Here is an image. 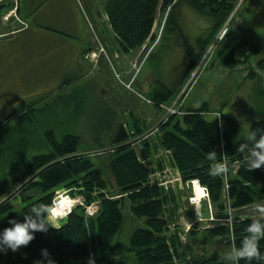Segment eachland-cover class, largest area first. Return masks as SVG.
<instances>
[{
  "label": "trees",
  "instance_id": "16d2710c",
  "mask_svg": "<svg viewBox=\"0 0 264 264\" xmlns=\"http://www.w3.org/2000/svg\"><path fill=\"white\" fill-rule=\"evenodd\" d=\"M237 2L238 0H109L106 14L110 29L125 54L140 49L154 38L157 17L163 9L169 10L167 26L169 34L173 36L181 33L180 19L184 11L190 10L200 16H208L212 22L211 32H207L209 35L205 34L207 37L199 40L198 50L194 51L185 44L187 57L182 63L178 83L170 86L160 80L150 92V101L155 105L165 104L176 95ZM226 43L230 44V41ZM246 46L258 53L254 45ZM234 55V51H231L227 61L240 63ZM258 65L264 69V61H260ZM206 110L207 108L188 111L182 116H170L160 127L154 152L160 149L166 159L177 168L184 182L198 180L207 189L212 206L219 211L220 216L225 217L223 212L228 207L238 210L264 199V177L259 169L247 171L244 154L236 151L239 144L248 143L239 118L234 113L227 112L221 113L220 118L209 120L206 117L209 111L205 112ZM16 113L24 118L31 112L19 110ZM12 116L14 114L6 122ZM144 124L141 119L134 118L131 126L121 125L114 137V143L121 147L110 156L109 166L118 191L124 195L119 199L106 195L108 184L102 170L94 166V156L81 152L82 141L79 136L67 134L58 140L52 130L47 131L46 140H42V143H38L41 145L34 148L38 152L34 156L29 155L34 142L29 140L31 133L26 128L28 125L15 128L16 136H0V166L8 165L11 179V185L0 179V200L4 201L0 203V232L11 226L8 223L10 219L23 222L24 214L30 208L39 204L51 205L56 198V190L61 187L75 188L74 191L78 188L88 194L98 192L97 200L100 201L99 212L95 217L86 219L80 213L72 212L60 230L49 227L47 233H34L35 239L28 246L21 247L16 252L11 249L0 252V264H34V261L44 259L42 249L47 250L55 264H90L91 260L95 264H130L124 259H113L117 254L116 241L125 222L123 208L126 205L129 206L132 217L143 220L144 226L137 227L129 239L131 250L135 253L132 264H229L221 259L226 250L214 251L213 247H217L214 241L229 250L234 238L239 246L240 240L247 234L245 229L252 217L241 219L237 215L232 228L218 226L205 229L204 225L196 224L192 231L185 234L186 242L183 241L184 232L177 225L175 228L171 227L177 223L175 216L178 210L175 207H178L181 198L172 188L169 191L159 180L153 179L154 153L151 144L145 143L136 149L137 147L127 143L133 132V135L143 132ZM262 129L264 111L260 119L250 122L248 134L250 136L255 132L258 137ZM212 150L216 151L215 161L208 158L209 151ZM220 160H227L228 173L226 177L213 178L208 174L210 167ZM9 185L14 190L12 196L9 194ZM15 198L19 200L18 209L13 202ZM88 200L90 202L89 198ZM58 202L54 210L63 214L69 208V200L59 197ZM185 212V218L193 219L192 209L186 208ZM259 247L264 254V239L260 241ZM240 264L249 262L241 260ZM251 264L264 262L253 260Z\"/></svg>",
  "mask_w": 264,
  "mask_h": 264
},
{
  "label": "rangeland",
  "instance_id": "374dc122",
  "mask_svg": "<svg viewBox=\"0 0 264 264\" xmlns=\"http://www.w3.org/2000/svg\"><path fill=\"white\" fill-rule=\"evenodd\" d=\"M20 1L10 0L9 4L17 2L19 8ZM78 1L82 8H76V13H80L77 14V17L79 18L81 15L90 37L97 46L93 53H97L100 58L107 61V68L113 79L112 83L116 86V91L120 93V102H117L116 107L104 105L101 102L97 103V98L92 100L90 96H84L89 93L88 89H79L75 91L73 98L71 97L73 101L70 104L59 103V107L52 105L50 107L53 109L48 113H43V105L38 106V109L41 108L42 111L37 112L34 116H39V121L32 123L20 121L16 116L6 122L3 119L12 115L17 109L9 110L8 107L13 105L12 96L0 89V136H16L14 131L17 129L15 128L28 125L26 128L31 133L29 140L34 142L30 154L28 153L30 156L38 154L34 148L40 146L41 144L38 143H42V140H46L45 133L47 131L52 130L58 140L67 134L79 136L82 141L81 152L94 156V166L102 170L103 177L108 184L106 195L119 199L124 195L118 191L109 166L110 156L114 155L113 152L121 147L114 143V137L121 125L131 126L133 119L139 118L145 123L144 130L135 135L133 132L127 143L129 146L137 147L136 149L145 143L151 144L154 153L155 175L153 177L155 178L153 179H157L161 183L167 180L172 181L173 185L169 186L168 184L166 188L169 191L171 188V190L175 188L173 191L181 198L178 207L171 204L178 210L175 218L180 231L188 234L196 224L204 225L205 229H214L218 226L232 228L233 220L237 215L241 219L247 216L253 217L255 206L257 204L264 205V199L252 206L245 207L246 209L232 210L228 207L223 212L225 217L220 216L219 211L208 201L201 204L207 200V198L205 200L203 198L206 193L205 188L198 183L193 185L192 182H189L190 180L182 181L181 174L174 164L170 161L167 162L160 149L154 152V148L157 147L160 127L164 124L165 119L176 114L182 116L188 111L205 108H207L205 112L209 111L206 114L209 120L214 119L217 114L234 113L242 122L245 138L248 140L250 122L260 119L264 111V69L258 65L260 61H264V0H238L228 19L207 45L204 53L197 60L195 68L182 83L176 95L167 103L159 105L148 102L150 101L148 99L150 92L160 80L170 86L178 83L183 69L182 63L187 57L185 44L187 43L194 51L199 49V40L207 37L212 29L209 17L200 16L190 10L182 12L181 33L178 36H173L169 34L167 26L169 10L163 9L157 17L154 40H149L145 48L137 49L127 55L119 48L120 52L124 54L120 55L117 43L112 40L113 34L106 14L109 0ZM9 21L4 22L9 23ZM0 25H2L1 17ZM16 25H19V22ZM227 41H230V44H227ZM108 42L111 43V46ZM248 44L254 45L258 49V53L246 46ZM112 45L114 50L109 49ZM102 48L103 52H100ZM231 51H234V57L240 63L233 64L227 61L226 58ZM88 54L84 56L85 59ZM91 61H94V58ZM100 83L91 84L96 90L98 86H101ZM80 102L81 105H77ZM44 115L45 117H43ZM55 116H61V118L54 122L53 117ZM9 175L8 165L2 164L0 179L6 180L7 185L11 183ZM10 185L8 190L12 196L14 190ZM74 189L61 187L56 190V197H65L73 201V207L69 214L76 211L86 219L95 217L99 212L100 204V201L97 200L98 192L88 194L78 188L75 191ZM13 202L18 209L19 200L15 198ZM69 203L71 202L69 201ZM190 207H202L206 221H197L194 215L193 219L185 218L187 215L185 209ZM123 210L126 216L125 222L116 241L117 254L113 259H124L132 264L135 253L131 250L129 239L137 227L144 226L143 220L132 217L128 205ZM181 212L184 214L182 215ZM69 214L58 219L57 223L62 226ZM179 216L181 217L179 218ZM174 226L172 227L175 228L176 226ZM183 241L186 242V235L183 236ZM214 243L217 246L213 247L214 251L215 249L221 252L228 251L225 246L216 241Z\"/></svg>",
  "mask_w": 264,
  "mask_h": 264
},
{
  "label": "crops",
  "instance_id": "0c3cea01",
  "mask_svg": "<svg viewBox=\"0 0 264 264\" xmlns=\"http://www.w3.org/2000/svg\"><path fill=\"white\" fill-rule=\"evenodd\" d=\"M80 6L78 0H21L19 18H12L9 23L3 21L9 8H0V89L12 96L9 110L31 112L23 118L15 111L10 119L17 116L20 121H38L40 117L34 116L42 111L38 106L43 105V113H48L52 105L70 104L79 89H88L84 96L97 98V103L116 107L120 102L106 60L84 58L97 46L81 15L77 17L80 13H76V8L81 9ZM112 40L120 52L114 36ZM109 49L114 50L113 45ZM98 82L101 86L95 90L92 85ZM60 118L55 116L53 121Z\"/></svg>",
  "mask_w": 264,
  "mask_h": 264
},
{
  "label": "clouds",
  "instance_id": "9594fccd",
  "mask_svg": "<svg viewBox=\"0 0 264 264\" xmlns=\"http://www.w3.org/2000/svg\"><path fill=\"white\" fill-rule=\"evenodd\" d=\"M219 116V114H218ZM236 151L244 154V160L247 165V171L251 172L264 166V129L257 137V133H252L248 137V143H241ZM208 158L216 160V151H209ZM229 170L227 160H220L213 163L209 170V175L215 177H226ZM0 203L4 201L0 200ZM59 202L53 200L52 204H39L29 209L24 214L23 222L13 218L8 221L10 227L4 228L0 232V252H6L11 249L16 252L21 247H26L35 239L34 233H47L49 227L60 230V224L53 217V207L58 206ZM255 215L251 218V222L245 229L246 235L240 240L237 246L235 239L231 242L230 249L222 254L221 259L229 262V264H240L241 260H245L251 264V261L264 262V254H262L259 244L264 239V205L257 204L254 209ZM44 259L34 261V264H55L49 257L46 249H42ZM90 264H95L94 260Z\"/></svg>",
  "mask_w": 264,
  "mask_h": 264
},
{
  "label": "built area",
  "instance_id": "2783aa9c",
  "mask_svg": "<svg viewBox=\"0 0 264 264\" xmlns=\"http://www.w3.org/2000/svg\"><path fill=\"white\" fill-rule=\"evenodd\" d=\"M5 1L7 0H0V4L1 3H4ZM15 3V7L13 10H11V12L8 14V16L6 17V19H8L11 15H15V12H16V8H17V2H14ZM100 52H103V48L100 49ZM99 55L97 53H91L87 56V58H97ZM108 152V151H107ZM91 155V154H90ZM92 156V155H91ZM261 175L264 177V166H262L260 169H259ZM196 183L193 182V185H195ZM205 195L207 196V193H205ZM197 209V212H196V219L198 221H201L202 220V217H201V213L198 211L199 207H196Z\"/></svg>",
  "mask_w": 264,
  "mask_h": 264
},
{
  "label": "bare ground",
  "instance_id": "6f19581e",
  "mask_svg": "<svg viewBox=\"0 0 264 264\" xmlns=\"http://www.w3.org/2000/svg\"><path fill=\"white\" fill-rule=\"evenodd\" d=\"M232 16V15H231ZM99 47V46H98ZM98 50V49H97ZM99 51V50H98ZM142 142H143V140H142ZM144 143V142H143ZM115 153V152H114ZM107 155V154H106ZM100 156V155H99ZM108 156H109V154H108ZM145 161H147V160H145ZM147 164V163H146ZM158 186V185H157ZM161 187V186H160ZM69 200V199H68ZM71 203H70V205H69V208H68V210L67 211H65L63 214H59L57 211H55L54 209H55V207H53V209H52V211H53V217L56 219V220H58V219H62L63 217H65V216H67V214H69L70 212V210H72V207H73V201H71V200H69ZM239 209H241V208H239ZM246 209V208H245Z\"/></svg>",
  "mask_w": 264,
  "mask_h": 264
},
{
  "label": "water",
  "instance_id": "95a60500",
  "mask_svg": "<svg viewBox=\"0 0 264 264\" xmlns=\"http://www.w3.org/2000/svg\"><path fill=\"white\" fill-rule=\"evenodd\" d=\"M55 200H57V201H58V198H56Z\"/></svg>",
  "mask_w": 264,
  "mask_h": 264
}]
</instances>
